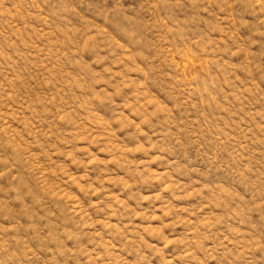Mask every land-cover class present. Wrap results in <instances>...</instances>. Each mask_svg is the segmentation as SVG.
<instances>
[{
  "label": "rangeland",
  "instance_id": "obj_1",
  "mask_svg": "<svg viewBox=\"0 0 264 264\" xmlns=\"http://www.w3.org/2000/svg\"><path fill=\"white\" fill-rule=\"evenodd\" d=\"M0 264H264V0H0Z\"/></svg>",
  "mask_w": 264,
  "mask_h": 264
}]
</instances>
